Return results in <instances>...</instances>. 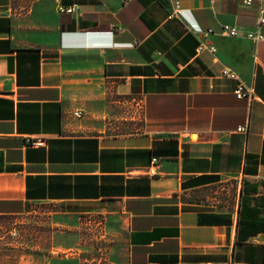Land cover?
I'll return each instance as SVG.
<instances>
[{"label": "crops", "instance_id": "obj_1", "mask_svg": "<svg viewBox=\"0 0 264 264\" xmlns=\"http://www.w3.org/2000/svg\"><path fill=\"white\" fill-rule=\"evenodd\" d=\"M179 1L0 0V217L75 228L43 264H85L90 222L106 264H264L263 0Z\"/></svg>", "mask_w": 264, "mask_h": 264}, {"label": "rangeland", "instance_id": "obj_2", "mask_svg": "<svg viewBox=\"0 0 264 264\" xmlns=\"http://www.w3.org/2000/svg\"><path fill=\"white\" fill-rule=\"evenodd\" d=\"M57 210L51 205L37 204L21 215L0 217V264H43L51 256H57L52 253L54 236L75 230L60 226L57 220L61 216L54 214ZM90 223L85 226L83 237L89 248L84 254L88 260L85 264H106L107 243L99 240L97 228Z\"/></svg>", "mask_w": 264, "mask_h": 264}, {"label": "built area", "instance_id": "obj_3", "mask_svg": "<svg viewBox=\"0 0 264 264\" xmlns=\"http://www.w3.org/2000/svg\"><path fill=\"white\" fill-rule=\"evenodd\" d=\"M126 1H129V0H126ZM170 2L172 5L171 16L175 17V18L181 17L183 14V10L181 9L180 1L179 0H170ZM263 2H264V0H263ZM263 2H261L262 4L260 7V11H259L260 15L258 18L256 30L243 34L244 37L253 41L254 43L264 42V35L262 34V29L264 28V6H263ZM244 4L247 6H250L252 4V0H245ZM61 11L67 12L69 14H73V13L77 12V9L75 7H69L67 9L61 8ZM196 33H199L200 35H202V38L205 41L209 40L213 35H217V34L221 35V36H225V37H230V38H237L241 35L240 31L237 28L229 26V25L222 26L220 29V32H218V33L213 31L212 29H208V30L198 29L196 31ZM206 49L210 50L212 53L216 52L215 47L211 46V47L207 48L203 42H200L199 51L202 52ZM222 77L227 78V79H232V80H238L237 73L231 69H224L222 71ZM235 95L238 99H244L246 97H250L247 94L246 89L242 85L238 86V88L235 91ZM75 116L80 118L81 113L80 112L75 113ZM238 132L245 135V134H247V128L246 127H240L238 129ZM26 142L31 147H39V146H43L45 144V140L43 138H29V139H27Z\"/></svg>", "mask_w": 264, "mask_h": 264}]
</instances>
